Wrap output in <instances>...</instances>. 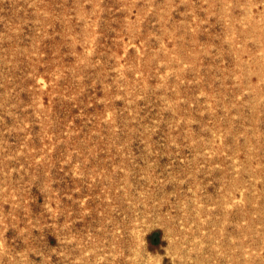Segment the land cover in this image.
<instances>
[{"label":"rangeland","instance_id":"obj_1","mask_svg":"<svg viewBox=\"0 0 264 264\" xmlns=\"http://www.w3.org/2000/svg\"><path fill=\"white\" fill-rule=\"evenodd\" d=\"M112 236L264 264V0H0V264Z\"/></svg>","mask_w":264,"mask_h":264},{"label":"bare ground","instance_id":"obj_2","mask_svg":"<svg viewBox=\"0 0 264 264\" xmlns=\"http://www.w3.org/2000/svg\"><path fill=\"white\" fill-rule=\"evenodd\" d=\"M109 241L110 244L104 249L105 261L102 264H135L134 256L126 258L124 255L123 249L127 243L124 237L112 236Z\"/></svg>","mask_w":264,"mask_h":264}]
</instances>
